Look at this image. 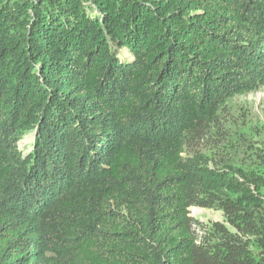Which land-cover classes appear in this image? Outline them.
<instances>
[{"label": "trees", "instance_id": "16d2710c", "mask_svg": "<svg viewBox=\"0 0 264 264\" xmlns=\"http://www.w3.org/2000/svg\"><path fill=\"white\" fill-rule=\"evenodd\" d=\"M263 82L264 0H0V264H264V175L183 157Z\"/></svg>", "mask_w": 264, "mask_h": 264}, {"label": "rangeland", "instance_id": "374dc122", "mask_svg": "<svg viewBox=\"0 0 264 264\" xmlns=\"http://www.w3.org/2000/svg\"><path fill=\"white\" fill-rule=\"evenodd\" d=\"M116 49L119 57L130 58L128 50ZM33 142L34 132H31L20 142L23 154L32 150ZM183 157L187 166L203 161L202 164L211 168L225 169L245 163L264 175V82L257 91L232 99L218 112L210 126H202L189 134ZM190 217L194 220L192 229L198 243L215 237L216 224L238 234L221 210L193 206ZM240 236L254 252H259L255 238Z\"/></svg>", "mask_w": 264, "mask_h": 264}]
</instances>
